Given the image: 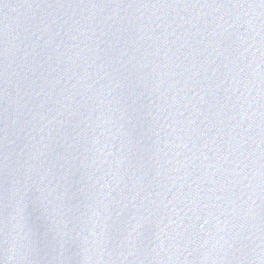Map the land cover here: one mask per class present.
I'll list each match as a JSON object with an SVG mask.
<instances>
[{
	"label": "water",
	"instance_id": "water-1",
	"mask_svg": "<svg viewBox=\"0 0 264 264\" xmlns=\"http://www.w3.org/2000/svg\"><path fill=\"white\" fill-rule=\"evenodd\" d=\"M0 264H264V0H0Z\"/></svg>",
	"mask_w": 264,
	"mask_h": 264
}]
</instances>
